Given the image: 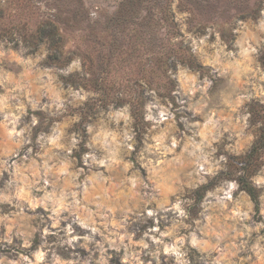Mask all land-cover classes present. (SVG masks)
Returning <instances> with one entry per match:
<instances>
[{
  "label": "clouds",
  "instance_id": "obj_1",
  "mask_svg": "<svg viewBox=\"0 0 264 264\" xmlns=\"http://www.w3.org/2000/svg\"><path fill=\"white\" fill-rule=\"evenodd\" d=\"M256 2L255 15L223 26L227 41L219 24L203 34L183 24L170 37L206 71L169 56L151 80L131 78L134 91L107 102L60 79H91L81 57L56 68L43 63V45L32 51L16 34L0 43L5 58L18 45L10 62L21 68L0 67V264H249L264 255V221L253 220L239 182L247 176L264 216V155L251 174L243 159L254 139L248 105L264 103V0ZM229 172L197 205L195 194Z\"/></svg>",
  "mask_w": 264,
  "mask_h": 264
},
{
  "label": "rangeland",
  "instance_id": "obj_2",
  "mask_svg": "<svg viewBox=\"0 0 264 264\" xmlns=\"http://www.w3.org/2000/svg\"><path fill=\"white\" fill-rule=\"evenodd\" d=\"M40 3L43 7L38 6L37 0H0V43L5 40L11 43L16 34L23 39L25 46H32V51L43 45L49 50L43 63L56 68L67 67L73 59L81 57L82 67L92 73L91 79L81 80L77 73L60 76V79L66 84H85L101 91V100L105 102L122 89L134 91L128 85L131 78L151 80L167 63L169 56L182 59L194 70L206 71V66L198 64L189 54L187 46L171 47L170 37L182 35L180 27L183 24L189 25V31L195 29L199 34H203L208 26L219 24L221 38L227 41L231 39L230 30L223 26L235 16L255 15L259 7L256 0H40ZM17 49L18 45L13 44L7 58L0 56V67L14 75L21 71L18 64L10 62ZM259 60L264 65V54ZM221 85L222 81L217 80L215 87ZM175 86V81L168 85L169 88ZM167 94V91L161 93ZM136 102L143 104L142 93L137 94ZM86 107L91 112L94 102ZM248 110L252 113L249 124L254 139L243 159L246 171L251 174L264 155L261 140V136L264 137V103L254 99ZM257 122L261 123L260 127H254ZM238 163L239 159L230 158L231 168H236ZM224 178H231V172L222 173L202 187L195 194L197 205L205 191ZM239 182L251 196L248 187L252 185L247 176L239 177ZM197 211L198 206H194L192 214L196 215ZM254 211L253 220L264 221L260 207L255 205ZM249 264H264V255H252Z\"/></svg>",
  "mask_w": 264,
  "mask_h": 264
},
{
  "label": "trees",
  "instance_id": "obj_3",
  "mask_svg": "<svg viewBox=\"0 0 264 264\" xmlns=\"http://www.w3.org/2000/svg\"><path fill=\"white\" fill-rule=\"evenodd\" d=\"M54 36H56V35H54ZM261 140L264 142V137H262L261 136ZM248 190H249V192H250V194H251V196H252V199L254 200V202H255V205H256V207H258L259 206V202H258V200H257V193H256V191H255V189H254V187H248Z\"/></svg>",
  "mask_w": 264,
  "mask_h": 264
}]
</instances>
